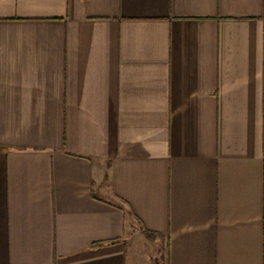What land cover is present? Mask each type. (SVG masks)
<instances>
[{
	"label": "crops",
	"instance_id": "1",
	"mask_svg": "<svg viewBox=\"0 0 264 264\" xmlns=\"http://www.w3.org/2000/svg\"><path fill=\"white\" fill-rule=\"evenodd\" d=\"M0 264H264V0H0Z\"/></svg>",
	"mask_w": 264,
	"mask_h": 264
}]
</instances>
